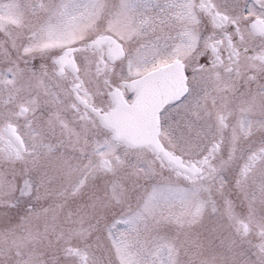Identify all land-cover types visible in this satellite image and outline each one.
<instances>
[{
    "label": "snow or ice",
    "instance_id": "6c2138e0",
    "mask_svg": "<svg viewBox=\"0 0 264 264\" xmlns=\"http://www.w3.org/2000/svg\"><path fill=\"white\" fill-rule=\"evenodd\" d=\"M0 264H264V0H0Z\"/></svg>",
    "mask_w": 264,
    "mask_h": 264
}]
</instances>
